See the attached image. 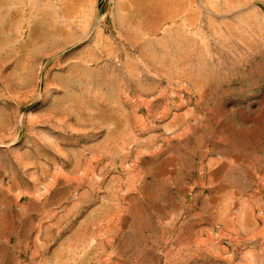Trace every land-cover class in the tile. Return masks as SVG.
Listing matches in <instances>:
<instances>
[{
  "label": "rangeland",
  "instance_id": "1",
  "mask_svg": "<svg viewBox=\"0 0 264 264\" xmlns=\"http://www.w3.org/2000/svg\"><path fill=\"white\" fill-rule=\"evenodd\" d=\"M0 264H264V0H0Z\"/></svg>",
  "mask_w": 264,
  "mask_h": 264
}]
</instances>
